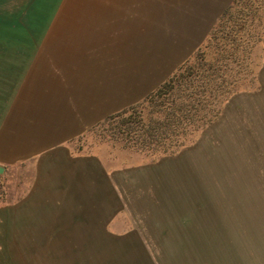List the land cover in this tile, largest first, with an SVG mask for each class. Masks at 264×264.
Masks as SVG:
<instances>
[{
  "label": "rangeland",
  "instance_id": "rangeland-1",
  "mask_svg": "<svg viewBox=\"0 0 264 264\" xmlns=\"http://www.w3.org/2000/svg\"><path fill=\"white\" fill-rule=\"evenodd\" d=\"M184 7L0 0V264H264V3L237 0L190 52ZM187 59L189 86L151 98ZM80 124L71 146L107 173L58 163V219L3 223V144Z\"/></svg>",
  "mask_w": 264,
  "mask_h": 264
},
{
  "label": "crops",
  "instance_id": "crops-1",
  "mask_svg": "<svg viewBox=\"0 0 264 264\" xmlns=\"http://www.w3.org/2000/svg\"><path fill=\"white\" fill-rule=\"evenodd\" d=\"M236 2L237 0H183L184 13L187 19L193 20L194 34L197 37L185 51L190 52L194 47L196 49L202 37L209 33L215 22L232 10ZM258 3H264V0H258ZM91 126L93 125L80 124L70 128L64 125L45 126L42 129L32 127L18 134L15 143L3 144V160L16 162L18 168L17 200L8 202L3 208V223H46L45 220L58 219L56 210L45 207L58 202L57 183L51 185V180L55 181L57 177L49 175L58 173V163L63 166V174L87 170V173H93L96 178L98 174L107 173L99 164L98 154L76 152L71 146L76 136ZM117 210L118 207L105 211L98 219L101 223H107ZM46 212L53 215L47 217ZM64 217L66 220H73L67 215Z\"/></svg>",
  "mask_w": 264,
  "mask_h": 264
},
{
  "label": "trees",
  "instance_id": "trees-1",
  "mask_svg": "<svg viewBox=\"0 0 264 264\" xmlns=\"http://www.w3.org/2000/svg\"><path fill=\"white\" fill-rule=\"evenodd\" d=\"M190 60L187 59L182 65H184L183 67H185L187 69V72H183V70L180 68L182 67L179 66V71H175L173 72L172 75H170L166 80H164L162 82V84L151 94V98L153 97L154 94H157V95H162L164 94V92H167L169 89H182V88H187L189 86V82L191 83L192 80H189V79H185V75H187L188 73H191V68L192 67H197L198 68H201V66L198 64V63H195V62H191V63H188ZM156 95V96H157ZM150 96V95H149ZM150 98V97H149ZM174 99H172L173 101ZM139 111H136V108L134 110V108L129 111V114L130 115H133V116H138L137 113ZM129 115V116H130ZM120 121H124L123 119H120ZM117 124L114 125V127H117L120 125V122H116ZM148 123H151V121L149 119H147V122L146 124ZM148 128H151L152 127V124L147 126Z\"/></svg>",
  "mask_w": 264,
  "mask_h": 264
}]
</instances>
